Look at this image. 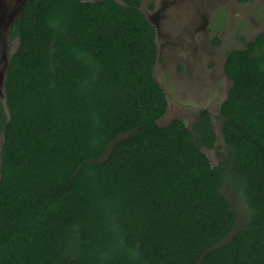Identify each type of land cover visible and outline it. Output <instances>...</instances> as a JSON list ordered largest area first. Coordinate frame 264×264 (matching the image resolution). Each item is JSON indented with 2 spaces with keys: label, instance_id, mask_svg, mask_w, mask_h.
Segmentation results:
<instances>
[{
  "label": "trees",
  "instance_id": "1",
  "mask_svg": "<svg viewBox=\"0 0 264 264\" xmlns=\"http://www.w3.org/2000/svg\"><path fill=\"white\" fill-rule=\"evenodd\" d=\"M141 5L25 0L13 21L0 264H264V31L227 53L213 165L209 110L159 124L170 103ZM231 177L249 208L240 226Z\"/></svg>",
  "mask_w": 264,
  "mask_h": 264
},
{
  "label": "rangeland",
  "instance_id": "2",
  "mask_svg": "<svg viewBox=\"0 0 264 264\" xmlns=\"http://www.w3.org/2000/svg\"><path fill=\"white\" fill-rule=\"evenodd\" d=\"M143 0L141 8L156 29L158 60L154 75L169 98V108L159 119L166 125L181 117L189 127L201 110H209L218 134L214 148H204L213 165L224 151L220 108L231 80L225 72L227 53L241 48L264 31V0ZM25 0H0V99L5 100L4 82L18 38L11 36L13 20ZM216 41H219L217 44ZM4 133L0 131V164ZM224 191L244 224L249 208L235 177ZM227 240V239H226Z\"/></svg>",
  "mask_w": 264,
  "mask_h": 264
},
{
  "label": "flooded vegetation",
  "instance_id": "3",
  "mask_svg": "<svg viewBox=\"0 0 264 264\" xmlns=\"http://www.w3.org/2000/svg\"><path fill=\"white\" fill-rule=\"evenodd\" d=\"M142 1H143V0H142ZM153 1H154V0H153ZM22 7H23V6H22ZM152 9H153V8H152ZM21 10H22V9H21ZM20 12H21V11H20ZM15 19H16V18H15ZM15 19H14V20H15ZM14 20H13V21H14ZM12 24H13V23H12ZM11 27H12V25H11Z\"/></svg>",
  "mask_w": 264,
  "mask_h": 264
}]
</instances>
